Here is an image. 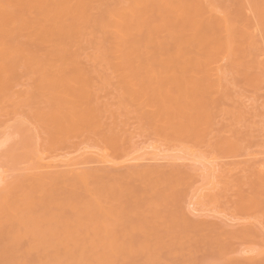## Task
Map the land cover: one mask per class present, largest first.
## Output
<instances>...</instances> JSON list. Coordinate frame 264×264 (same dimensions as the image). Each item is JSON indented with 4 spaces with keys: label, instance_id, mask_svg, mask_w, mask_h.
<instances>
[{
    "label": "rangeland",
    "instance_id": "obj_1",
    "mask_svg": "<svg viewBox=\"0 0 264 264\" xmlns=\"http://www.w3.org/2000/svg\"><path fill=\"white\" fill-rule=\"evenodd\" d=\"M219 1L220 14L224 8L230 6L232 14L241 15L248 11L246 8L249 6V11L252 10V14L257 16L256 18L251 14L253 21L264 17V0ZM127 3V0H94L90 16V25L94 26V29L86 34L64 32L29 36L33 19L31 12L34 9L25 8L20 11L16 8L12 12L23 24L29 25L18 35L0 33V44H6L12 50L27 52V57L15 55V62L5 66L7 76L0 83V96L20 95L18 104L9 102L8 105H0L1 129L8 126L0 136V166L3 173L5 172L4 175L8 176L6 181L31 173L29 167L35 161L30 157L31 154L27 152L24 143L33 139L29 140L28 136L34 132V141L36 138L37 142L41 141L38 143L39 147L51 156L47 160L67 152L72 154L69 157H74L77 152L73 144L83 137L92 149L103 150L110 157L121 161L128 156L142 154L145 147L159 146L166 150L165 153L183 158L176 166L171 162L153 163L154 165H169L168 167H177L184 171L187 164L195 163L187 160L195 154L197 159H216L224 168H236L232 178L229 177V187L221 188L224 180H229L226 176L222 178L221 186L217 190H209L206 180L202 178L192 180V188L199 187L200 192L205 195V208L215 209L211 211L212 214L215 213L214 216L220 212L217 214L220 218L210 213L213 217H209L211 226L214 222L230 223L228 218L231 217L235 218L237 221H234L238 224L234 226L235 224L230 223L232 227L229 229L241 228L243 223L257 222L259 226L264 224V171L261 174H252V170H248L255 164L264 165V23L256 24L257 20L254 21L258 27L261 25V30L258 29L256 41L252 45L239 41L238 57L252 53L249 60H243L246 67L232 65L226 57L219 62L224 87L222 92H217L208 89L210 71L207 70V64L211 58L200 42L193 40L192 34L182 32L176 26L173 27V32L166 36L154 34L153 27L158 19L155 11L148 12L145 26L135 25L139 27L138 34L134 36L139 39L136 46L120 44L117 35L101 27L108 19L104 12L108 6ZM262 17L259 19L264 22ZM165 18H169V15H165ZM47 37L50 39H46ZM164 37V42L159 43ZM183 39L188 42L182 43ZM54 47H61L65 56L76 65L67 70L62 64L65 75L73 80L69 86H74L73 83L77 82L79 87L90 94L91 99L88 101L74 98L71 102V105L84 102L88 108L94 110L91 113L94 112L95 118L88 122L84 132L59 131L55 135L56 129L48 126L50 122L60 120L63 113L69 109L61 106L64 100L59 98L62 89L49 86V79L52 78L49 62L57 60ZM257 54L263 63L261 66L251 60ZM126 56L143 61V65L150 64L156 78L152 80L146 68L131 65L128 60L125 61L128 65L119 62ZM168 61L171 62L168 64ZM195 64L202 68L198 69L199 76L196 79H192L191 74L185 72L186 79L191 81L192 97L189 101L176 100L166 94L171 89L175 90L170 76L181 74L183 70L180 66L190 67ZM43 66L46 68V79H42L40 71ZM163 75L169 77L158 78ZM201 76L206 79H200ZM0 78L3 79L1 76ZM65 91L72 93V96L76 94L72 89ZM165 94L166 103H163ZM16 110L22 113V124H26L22 128L16 118ZM176 115L179 116L173 118ZM160 118H164L163 121L169 120L170 127H161L156 122ZM38 130L40 132H36ZM63 134L71 136L67 143L60 140ZM95 166L97 167V164ZM62 168L59 166L58 169ZM180 179L173 175L154 174L135 177L132 181L140 194V202L145 205L151 199L163 201V198L180 189H187L192 193V189L180 185ZM145 185L154 189L155 193L151 194L142 188ZM150 196L153 198H149ZM189 199L188 201L196 200V196L194 199L189 196ZM128 200H133L132 196H129ZM242 201L245 205L240 209L238 205ZM193 205L192 203L189 206L195 208L196 205ZM159 209L167 210L164 207ZM190 211H194L193 208L188 212L191 213ZM188 216L190 218L192 215ZM193 217L197 218L195 215L191 218ZM210 224L206 227H210ZM143 226L145 230L138 229L123 238L122 243L119 241V247L134 244V249L128 258L120 252L115 257V264H146V253L154 260L167 256L166 247L154 244L150 251L144 248V232L151 226L147 223H143ZM210 229H206L197 249L212 246V250L205 249L192 255L191 261L194 264H226L223 260L233 257L228 252L241 245L242 239L228 244L220 237L213 236L214 232ZM195 239L194 231L181 232L173 244L183 247ZM253 244L256 247L261 246L258 243Z\"/></svg>",
    "mask_w": 264,
    "mask_h": 264
},
{
    "label": "bare ground",
    "instance_id": "obj_2",
    "mask_svg": "<svg viewBox=\"0 0 264 264\" xmlns=\"http://www.w3.org/2000/svg\"><path fill=\"white\" fill-rule=\"evenodd\" d=\"M127 2V4L108 6L104 11L108 19L101 27L117 35L120 44L136 46L139 44V39L134 36L138 34L139 27L135 25L145 26L148 12L155 11L158 19L153 27L154 34L160 37L166 36L171 34L173 27L176 26L182 32L192 34L193 40L200 42L211 58L207 64V70L210 71L208 89L217 92H222L224 87L219 62L226 57L232 65L246 67L243 60H249L252 53L242 58L238 57L239 41L252 45L256 41L258 29L261 30V25L258 27L259 25L256 24L264 23L260 20L262 17L260 15L261 17L258 16L260 19H255L257 22L254 20L255 24L249 6L246 8L248 11L241 15L232 14L230 6L224 8L223 13L220 14L219 0H127ZM93 3L94 0H0V33L21 34L29 24H23L12 12L16 8L20 11L33 8L29 36H47L64 32L86 34L94 29V26L90 25ZM253 12L257 13V11ZM165 15H169V18H165ZM244 15L245 17H242ZM262 27L264 29V26ZM165 38L158 42L163 43ZM185 42L188 40L183 39L182 43ZM54 51L57 60L49 62L52 77L49 79V86L62 89L59 98L64 100L61 106L69 109L63 113L60 120L52 121L48 126L56 129L55 135L59 131L84 132L88 122L95 118L94 112L91 113L94 110L88 108L84 102L73 105L71 102L74 98L88 101L91 99L90 94L79 87L77 82L73 83L74 86H69L73 80L65 75L64 68L69 70L71 66L76 65L70 62V58L65 56L61 47H54ZM15 55L27 57V52L12 50L8 45L0 44V76L3 78H0V83L7 76L5 66L15 62L17 58ZM257 56L252 57L251 60L261 66L263 63L260 56L258 54ZM126 60L131 65L146 68L152 80L156 78L150 64L143 65V61L130 56L121 58L119 62L128 65ZM170 62L168 61V64ZM180 68L183 70L181 74L170 76L175 90L171 89L166 94L176 100L189 101L192 97L191 81L186 79L185 72H189L192 79H196L199 76L198 69L202 68H198L196 64L190 67L180 66ZM40 71L42 79H46L44 73L46 68L43 66ZM166 77L169 76L163 75L158 78L166 79ZM200 79L206 77L201 76ZM67 89L74 90L76 94L72 96V93L65 91ZM166 94L163 95V103H166ZM19 99L20 95H1L0 105H8L9 102L18 104ZM15 115L21 125L22 113L16 110ZM163 120L164 118H160L156 122L163 128H169L171 125L168 123L169 120ZM24 125L22 124L21 128ZM1 127L0 136L8 126L4 129ZM29 136V140L33 139L25 142L24 147L35 161L29 167L31 173L28 171L29 174L19 175L6 181L8 176L4 175L5 172L3 173L0 166V264H115V257L120 252L128 258L134 249V244H124L123 247H119V241L122 243L123 238L138 229L145 230L143 223L151 226L144 232L142 240L144 248L150 251L151 246L156 244L167 249V256L160 260H154L146 253L144 259L146 264H194L191 261L192 255L205 249L212 250V246L197 249L200 247L198 242L208 228H212L213 236L220 237L228 244L242 239L239 247L228 252L233 257L223 260L226 264H264V224L259 226L257 222L243 223L241 228L229 229L232 227L230 223L235 224L234 226L238 224L234 221L236 219L231 217L232 219L228 218L230 223H223L221 220L222 223L214 222L215 224L211 226L212 221L209 217L214 216L212 210L215 209L205 208V195L200 192L199 187L192 188V180L202 178L206 180L209 190H217L221 186L222 178L225 176L232 178L236 168H224L216 159H197L195 154L187 158L195 163L187 164L184 171L177 167H168L169 165H154L153 163L171 162L176 166L183 158L167 154L166 150L159 146L145 147L142 154L128 156L121 161L110 157L103 150L92 149L88 146L85 137L79 142H74L77 152L74 157H69L72 154L67 152L47 160L51 156L39 147L38 143L41 141L37 142V138L36 142L34 141L35 132L30 133ZM60 138L67 143L71 136L63 134ZM91 165L94 167H90ZM59 166L64 169H58ZM248 170H252V174L256 172L261 174L264 165L255 164ZM154 174L180 177L182 182L180 185L192 189V193L187 189H180L171 196L163 198V201L151 199L142 205L140 194L132 180L135 177ZM231 178L224 180L221 188L229 187ZM142 188L151 194L155 193L148 185ZM129 196H132L133 200H128ZM189 196L191 199L196 196V200L188 201ZM192 203L196 205L195 208L189 206ZM244 205L245 202L242 201L238 207L243 209ZM160 207L167 210L159 209ZM192 208L194 211L189 213ZM217 214L215 216H218ZM188 215H195L197 218H191L192 216L189 218ZM209 224L210 227L207 228ZM193 231L196 233L194 242L190 240L183 247L179 246L180 244H173L181 232ZM253 243L261 246L256 247Z\"/></svg>",
    "mask_w": 264,
    "mask_h": 264
}]
</instances>
